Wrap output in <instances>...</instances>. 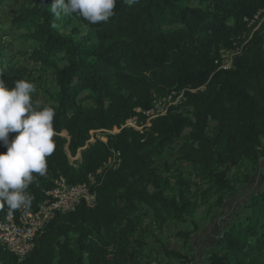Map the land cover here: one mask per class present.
Returning <instances> with one entry per match:
<instances>
[{
    "label": "trees",
    "instance_id": "obj_1",
    "mask_svg": "<svg viewBox=\"0 0 264 264\" xmlns=\"http://www.w3.org/2000/svg\"><path fill=\"white\" fill-rule=\"evenodd\" d=\"M52 2L28 0L14 17L12 27L34 43L19 52L30 64L2 60L6 48L0 40V78L10 87L20 78L34 83L48 69L56 78L50 99L34 102L53 106L56 115L47 173L36 175L27 189L32 209L48 199L60 176L71 185L96 175V200L58 213L22 260L0 246V264H108L112 250L127 260L129 211L143 204L161 225L183 222L195 211L184 192L168 197L160 190L152 155L182 141L181 157L224 193L234 190L228 173L236 164L264 157V19L233 67L222 68L220 61L222 49L246 41L245 18L264 10V0H137L131 7L117 0L115 15L107 23L86 21L79 38L61 32L72 16L52 26ZM173 89H186L183 105L190 114L171 110L143 132L124 127L137 109L151 108ZM113 150L121 152V166L98 175ZM0 152H6L2 145ZM0 205V219L19 212ZM243 209L248 213L222 231L201 264H264V188Z\"/></svg>",
    "mask_w": 264,
    "mask_h": 264
},
{
    "label": "rangeland",
    "instance_id": "obj_2",
    "mask_svg": "<svg viewBox=\"0 0 264 264\" xmlns=\"http://www.w3.org/2000/svg\"><path fill=\"white\" fill-rule=\"evenodd\" d=\"M26 7L28 0H0V40L6 48V56L2 57V60L14 58L17 62L30 64L19 52L31 50L34 43L23 30L12 27L14 17L21 15ZM69 18L70 23L61 28L62 34L72 38L83 36L87 22L75 17ZM249 36L250 34H246L245 39L248 40ZM34 84L38 92L33 95V102H47L57 87L53 70L38 73ZM174 112L190 114L191 110L180 105ZM211 126H214V122ZM118 131L119 128L113 130ZM189 131L188 128L186 132ZM94 139L93 135L92 141ZM181 145L182 141H178L163 152L152 155L151 160L161 178L160 190L168 197L184 192L195 204L194 213L187 216L183 222L170 220L161 225L145 205H139L135 210L128 212L130 219L124 226L130 232L127 236L132 243V252L129 253L131 255L127 260H120L112 250L108 264H201L206 258L208 248L216 242L217 237L238 215L245 216L248 213L244 211V206L253 195L264 188V157L258 162H253L248 157L236 164L228 173L234 190L224 193L204 180L199 172L181 157ZM75 158L72 157V160ZM149 190L154 192L153 187ZM120 232L118 229V234ZM107 240L108 238L106 242ZM174 253L183 254L186 258H180Z\"/></svg>",
    "mask_w": 264,
    "mask_h": 264
},
{
    "label": "clouds",
    "instance_id": "obj_3",
    "mask_svg": "<svg viewBox=\"0 0 264 264\" xmlns=\"http://www.w3.org/2000/svg\"><path fill=\"white\" fill-rule=\"evenodd\" d=\"M123 2L131 7L137 0ZM116 4L117 0H53L52 26L69 16L93 25L107 23L115 15ZM37 92L36 85L25 78L11 87L0 78V145L6 148L0 152V202L9 212L30 204L27 189L36 175H46L47 157L55 151V108L34 104Z\"/></svg>",
    "mask_w": 264,
    "mask_h": 264
},
{
    "label": "built area",
    "instance_id": "obj_4",
    "mask_svg": "<svg viewBox=\"0 0 264 264\" xmlns=\"http://www.w3.org/2000/svg\"><path fill=\"white\" fill-rule=\"evenodd\" d=\"M263 12L264 10H261L253 18H245L247 27L252 31L250 38L259 27L260 18L263 21L264 17L261 16ZM249 39L234 50H221L222 68L233 67L234 56L241 53ZM189 90L197 91L196 89ZM185 93L186 89L181 91L173 89L166 97H157L151 108L137 109V113L126 122L124 127L143 132L144 127H150L153 120L166 116L171 110L174 111L176 107L183 105L186 102ZM121 164V152L113 150L97 174L102 175L105 170H116ZM55 184L54 189L47 192L48 199L39 206L38 210L34 211L30 202L27 206L19 208L18 214L12 212L7 214L4 219H0V246L19 260L24 259L34 250L38 236L58 213L74 211L82 202H86L90 206L95 204L96 175H89L88 181L71 185L63 176H60L56 179Z\"/></svg>",
    "mask_w": 264,
    "mask_h": 264
}]
</instances>
